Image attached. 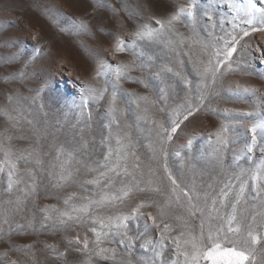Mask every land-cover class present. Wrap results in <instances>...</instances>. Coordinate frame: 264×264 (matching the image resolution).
Returning <instances> with one entry per match:
<instances>
[{
	"label": "snow or ice",
	"instance_id": "snow-or-ice-1",
	"mask_svg": "<svg viewBox=\"0 0 264 264\" xmlns=\"http://www.w3.org/2000/svg\"><path fill=\"white\" fill-rule=\"evenodd\" d=\"M97 3L113 16L123 11L129 13L130 19L138 17L124 0L120 9L106 0ZM223 9L230 10L231 15H221ZM152 21L155 26L137 24L129 34V41L109 33L116 37L113 55L127 52L133 58L115 64L106 58L97 61L91 79L102 83L99 87L85 84L81 101L76 105L77 124L81 126L76 129L81 133L79 147L74 145L69 152L57 146L55 163L50 165L48 175L54 188L76 183L82 189L85 185L94 186L93 192L83 196L72 193L63 198V207L47 205L35 214L30 213L28 201L34 203L40 182L35 173L25 172L19 164L27 165L34 159L39 166L41 161L34 155L35 149L14 151L13 137L6 135L8 129L0 133L3 153L0 186L6 194L23 193V199L9 198L6 203L11 207L0 206V244L8 247L0 251V264H37L36 242L19 244L17 239L69 230L75 235L66 239L68 246L64 250L44 244L56 264H133L132 254L138 241L145 254L136 264H264V122L245 124L244 119L254 117L253 112L213 107L217 99L243 101L248 94L257 95L264 106V93L260 89L245 86L239 80L231 83L225 80L229 74L241 78L249 75L244 38L251 33H264V0H184L167 17H152ZM10 27V23L7 28L0 25V49L8 53L0 54V67L6 73L0 75V93L7 104L16 107L11 111L2 107L0 114L16 128L22 118L20 101L24 97L18 88L10 86L31 81L38 58L35 53L20 49L18 41L9 34ZM73 27L77 32L93 35L92 26L83 20L73 21ZM193 44L205 55L203 60L193 63L194 79L182 74L178 59L176 70L157 63L161 56L153 46L160 48L167 58V53H182ZM168 63L172 64L173 60L169 59ZM145 73H149L147 79L143 78ZM168 74L171 76L166 81L164 77ZM173 77L178 86L182 85L179 92L169 82ZM152 80L159 81L155 100L124 89L122 84L133 81L149 89ZM29 91L36 93L29 98L36 104L42 90ZM105 99L107 107L100 113L97 104ZM44 107L39 103L37 111L46 124L48 113ZM149 107L165 114L167 125L152 119ZM12 111L17 115H12ZM201 111L214 114L223 111L229 122L221 123L209 134L218 172L208 179L201 174L199 179L193 176L186 181L185 156L181 151L174 153L181 163L174 172L165 145L190 117ZM128 117L132 118L131 123ZM237 127L250 133V142L234 154L236 170L229 173L224 156L230 150L232 130ZM96 129H99L98 141L95 137L83 138L85 131L91 133ZM141 134L150 141L147 163L137 154V137ZM186 139L184 149L190 152L194 138ZM89 144L92 149H101L95 153L96 158L73 163L74 153L87 150ZM87 154L92 155V151L88 150ZM240 159L249 162V166H241ZM88 175L92 179L83 178ZM140 194L148 198L133 202ZM112 244L123 246V257L118 259L116 247L105 246ZM10 252L17 254L15 259Z\"/></svg>",
	"mask_w": 264,
	"mask_h": 264
},
{
	"label": "rangeland",
	"instance_id": "rangeland-1",
	"mask_svg": "<svg viewBox=\"0 0 264 264\" xmlns=\"http://www.w3.org/2000/svg\"><path fill=\"white\" fill-rule=\"evenodd\" d=\"M106 2L115 5L117 9L121 7V0H106ZM124 2L135 9L138 13L137 18L130 19L129 13L123 11L120 15L113 16L106 7H100L97 0H0V25L7 28L10 23L9 34L18 41L20 49L27 53H35L38 58V62L32 69V80L28 81L26 85L13 84L10 86L18 88L24 97L20 101V116L22 118L16 128H12L7 118L0 114V133H5V129H8L6 135L13 137L11 141L13 150L24 152L35 149L34 155H38L41 161L39 166L35 164L34 159L27 165L23 162L19 164V167L25 172L35 173L40 182L34 203L31 199L28 201L30 213L35 214L37 209L47 205L55 204L57 207H63L62 200L64 197L72 193H77L80 196L88 195L94 190L92 185H85L82 189L76 183L63 188H54L50 183L48 173L50 165L55 163L57 146H63L69 152L72 151L74 145L79 147L77 141L81 139V133L77 132L76 129L81 126L77 124L76 105L81 101L83 96L81 89L85 84L99 87L102 83L91 79L95 75L97 61L106 58L115 64L127 62L133 58L127 52L113 55L116 37L110 36L109 33H116L129 41L131 40L129 34L135 31L137 24L152 23L155 26L152 17L161 19L167 17L171 9L176 4L184 3V0H124ZM238 2H242V0H238ZM138 5L140 7H137ZM225 13L231 15L230 10L227 9L220 12L221 15ZM78 20L89 23L92 26L93 35L77 32L73 27V21ZM98 29H103V31H98ZM244 41H247L245 59L249 64V75L241 78L229 74L225 80L228 83L239 80L245 86L256 87L260 89L261 93H264V33H251L244 38ZM153 48L161 56V59L157 61L158 64L161 66L168 64L176 70L175 61L178 59L181 62L182 74L187 75L189 79L195 78V72L192 70L193 63L205 58L204 53L195 44L186 46L182 53L172 54L169 52L167 58H164L165 53L161 52L160 48L156 46ZM0 54L6 55L8 53L4 49H0ZM169 59L173 60L172 64L168 63ZM5 74L4 69L0 67V75ZM132 75H139V73H132ZM148 76L149 73H145L143 78L147 79ZM170 76L171 74H168L164 79L168 81ZM169 82L173 83L177 92L180 91L182 85H177L176 78L173 77ZM158 83V80H152L150 88L145 89L133 81L122 82L124 89L138 95H147L152 100L156 99L155 89ZM31 88L42 90L36 104H33L32 100L29 99L36 96L35 92L29 91ZM39 103L44 104V111L48 113L46 124L45 118L37 111ZM122 106L127 109L126 105ZM2 107H7L11 111L16 106L7 104L3 94L0 93V108ZM106 107V99L97 104V110L100 113H103ZM213 107L219 110L232 109L238 113L253 112L254 117L244 119L245 124H250L253 121L264 122V106L261 105L260 98L254 94H248L243 101H232L226 97L217 99L213 102ZM11 114L17 115L15 111H12ZM148 114L152 119L164 121L167 125L165 114L157 113L152 107H149ZM226 115L227 113L223 111H220L219 114L204 111L196 113L181 126V130L174 135L172 141L165 145L168 152V162L170 166H173L174 172L181 167L180 159L174 153L181 151L182 155L185 156L183 168L186 181L193 176L199 179L201 174H203L204 179H208L210 175H215L218 172L209 134L213 133L221 123L229 122L225 119ZM131 119L128 117L129 123H131ZM29 120L32 121L31 124L27 123ZM98 132L99 129L91 133L85 131L83 138L95 137L98 141ZM231 135L230 150L224 156V165L229 173L236 170L237 162L233 159L234 154L239 153L250 142V133L242 127L234 128ZM186 137L194 138L193 148L190 152L184 149L187 143ZM137 139V154L147 163L151 152L148 147L150 141L145 139L143 134ZM88 150L92 151V155L87 154ZM100 151L99 148L92 149V145L89 144L87 150L74 153L73 163L75 161H90L96 158L95 153ZM258 156L259 153H257ZM2 160L3 153L0 152V162ZM238 162L243 167L249 166V162L244 159H240ZM83 178L92 179V176L88 175ZM17 196L23 199V193L6 194L3 187L0 186V206L11 207L6 202L10 197L15 199ZM147 198L140 194L133 202ZM16 219L19 220L20 217L17 216ZM74 235L72 230L55 233L45 232L39 236L20 237L17 239V243L36 242L37 264H56L55 259L44 247V244L56 245L60 250H64L68 246L66 239H73ZM40 241L44 243L42 244ZM105 246L116 247L119 254L118 259L123 257V246L115 244ZM5 250H8L7 245L0 244V251ZM144 254L145 249L139 247L138 241L132 254L133 264H136L137 259ZM10 256L15 259L17 254L10 252ZM101 264H109V262H101Z\"/></svg>",
	"mask_w": 264,
	"mask_h": 264
},
{
	"label": "bare ground",
	"instance_id": "bare-ground-1",
	"mask_svg": "<svg viewBox=\"0 0 264 264\" xmlns=\"http://www.w3.org/2000/svg\"><path fill=\"white\" fill-rule=\"evenodd\" d=\"M70 75V74H69Z\"/></svg>",
	"mask_w": 264,
	"mask_h": 264
}]
</instances>
